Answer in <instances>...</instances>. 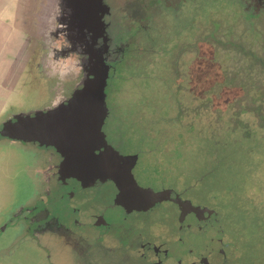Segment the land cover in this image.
I'll return each instance as SVG.
<instances>
[{"label":"rangeland","instance_id":"1","mask_svg":"<svg viewBox=\"0 0 264 264\" xmlns=\"http://www.w3.org/2000/svg\"><path fill=\"white\" fill-rule=\"evenodd\" d=\"M109 1L119 27L123 10L128 15L127 38L138 27L129 20L137 19L142 30L132 41L152 49L148 59L127 57L117 62L116 75L110 74L106 94L112 99L114 118L109 138L119 142V127L130 126L136 127L131 141L137 148H154L151 157L162 156L165 146L168 183L186 186V198L217 215L226 264H264V130L254 132L250 117L246 119L252 137L233 130L220 109L226 97L218 91L226 82L229 88L245 83L264 93V10L258 12L256 2L257 8L251 9L256 14L249 16L237 0H188L171 12L159 2L148 6L145 0ZM9 2L12 17L0 23V48L9 50L15 60L9 58L12 62L6 65L7 58H0V79L7 77L12 86V93L1 98L0 124L9 116L45 109L52 97L68 89L65 77L48 78L43 73L45 42L36 25L42 0ZM49 158L50 152L37 145L12 143L0 135V264H149L134 248L107 255L105 249L88 251L86 244L68 245L50 236L40 242L26 234L14 215L38 198L37 170ZM95 196L105 201L108 191ZM170 208L151 216L158 221L152 227L157 238L162 232L175 234L174 215L161 216ZM56 211L65 213L61 208ZM83 211L69 214L83 222ZM187 238L181 247L169 243L177 259L184 251H192L188 259L194 258L204 247L202 232ZM83 254L89 259L79 263L77 257ZM165 264H174V259Z\"/></svg>","mask_w":264,"mask_h":264},{"label":"flooded vegetation","instance_id":"2","mask_svg":"<svg viewBox=\"0 0 264 264\" xmlns=\"http://www.w3.org/2000/svg\"><path fill=\"white\" fill-rule=\"evenodd\" d=\"M62 1L42 0L36 25L39 38L45 42L43 73L48 78L65 77L68 89L61 90L57 97H52L51 103L45 109L30 112L28 115L22 114L23 117L20 118L18 116L21 114L9 116L0 124L2 138L12 143L34 144L45 153L50 152L49 163L45 160L42 167L37 170L38 185L41 188L38 198L34 203L21 207L15 213V219L24 224L28 236H34L39 241L48 236L57 237L68 245L86 244L89 247L88 251L94 248L105 249L107 255L111 254V251L120 252L126 248H134L149 264H165L169 259H174V264H211L215 255L221 258V264H226L217 215L206 205L195 204L186 198L184 196L186 186L168 183L165 175H168L169 165L163 164L164 156L169 155V151L164 149L166 147L161 148L163 155L158 157H151L154 148H137L131 141L136 131L135 126L133 130L130 126L119 127V142L109 138L107 131L110 119L114 118L112 113L114 107L108 95L106 97L108 116L101 134L93 128L73 126L69 131L75 140L69 145H63L55 137L46 135L60 131L57 127L52 128L49 123L52 115L59 116L60 121H75L73 114L79 113L75 111L76 103L73 99L93 79L99 61H104L109 66L110 77L112 72L115 74L117 62L124 61L127 57L145 60L152 52L151 47L149 49L138 47L132 41L142 30L141 21L134 18L129 20L130 23L138 22V27L134 35L127 38L126 32L130 28L126 25L128 15L124 10L120 18V32L123 38L120 37V32L110 34L111 12L114 7L109 0H104V3L109 6L110 13L105 17L101 11L99 13V16L102 14L105 22L102 24L107 29H102L99 33L86 30L84 37L78 42L67 37L62 33L59 22L63 13ZM145 1H148V6H157L160 3L159 6L164 7L165 11L171 12L178 8L179 2L188 0L173 1V5L167 4L169 0ZM237 1L242 3L245 13L249 16H255L256 13H252L251 9L256 6V2L258 8L257 6L255 8L258 12L264 10V0ZM150 36L146 38L148 41L152 39ZM120 40L121 42L117 44L116 42ZM145 54L146 57L142 58ZM147 64L153 65L149 62ZM153 113L155 112L149 114ZM82 114L84 113L81 112L79 115ZM22 121L40 123L43 127L32 132L27 127L29 124L14 126ZM90 132L98 134L93 143L87 141L86 135ZM21 136H26V140L20 139ZM111 153L114 162L117 163L116 169H101ZM106 190L108 198L100 201L95 194ZM167 191H171L170 196L167 195L163 201L155 205L150 204L147 210L138 211L134 208V201H138L139 196L142 198ZM166 207H171L172 211L166 210L165 215L161 216L174 215L175 234L172 237L162 232L157 238V233L152 227L158 221L151 216ZM57 208L63 209L65 213L57 215ZM82 209L83 222L76 217L73 218L72 213L69 214L70 210L81 212ZM194 210L205 213L198 216L192 212ZM203 228L215 229L218 232L219 238L215 242L219 248L218 252L198 249L197 254L191 259L188 258L192 251L188 253L184 251L178 259L171 253L170 242L180 243L181 247L182 243L186 244L188 235L200 233ZM84 255H78L79 263H83L86 258L89 259Z\"/></svg>","mask_w":264,"mask_h":264},{"label":"water","instance_id":"3","mask_svg":"<svg viewBox=\"0 0 264 264\" xmlns=\"http://www.w3.org/2000/svg\"><path fill=\"white\" fill-rule=\"evenodd\" d=\"M62 9L63 13L59 20L62 26L61 31L64 35L77 42L81 41L86 30L93 33H99L102 29H107V27L105 28L102 23L105 24L103 17L110 13V8L104 3V0H63ZM100 11L103 13V17H101L102 14L99 16ZM111 14L112 16L110 22L112 25L110 26L109 31L110 34L113 35L120 32V27L118 25L119 16L114 11H112ZM98 64L99 67L95 70L96 72L93 75V79L89 81L86 87L79 91L73 99L76 103L75 111L79 114H81V112L84 114H73L76 118L74 122H70L71 120L60 121L61 119H59V116L53 117L52 115L49 123L52 128L57 127L60 131L53 134H46L48 137H55L59 140V142H62L63 145H69L75 140L69 131V129L73 126L76 128L80 126L87 127L89 129L93 128L101 134L102 127L108 116L106 87L108 85L110 68L104 61H99ZM20 117H23V115L21 114L18 116V118ZM28 122L22 121L14 126L29 124L27 127L32 132L38 131L39 128L43 127L40 123L32 124L31 122ZM97 132H90V134H87V141L93 143L94 138L98 136V134H95ZM22 138H25L26 140V136H21L20 139ZM116 166L117 163L114 162V158L111 153L108 160L101 166V169L107 168L108 170H115ZM169 194L171 195V191L154 193L150 196L142 198L139 196V200L134 201V208L138 211L147 210L150 208V204L155 205L156 203L163 201ZM192 212H195L198 216H202L205 213L195 210ZM208 214L211 215V213ZM201 232L205 235L206 239L204 247L201 248V251L215 250L218 252L219 248L215 244L219 238L218 232L215 229L209 230L208 228H203ZM211 261V264H221V258L218 255L213 256V260Z\"/></svg>","mask_w":264,"mask_h":264},{"label":"trees","instance_id":"4","mask_svg":"<svg viewBox=\"0 0 264 264\" xmlns=\"http://www.w3.org/2000/svg\"><path fill=\"white\" fill-rule=\"evenodd\" d=\"M224 83L226 82L222 83L224 86H219L221 88L218 91H222V95L226 98L222 99L221 104L218 103V105H221L220 109L226 114L228 125L233 127V130L243 132L245 138L252 137V133L256 130H264V93L262 94L260 89L250 84L239 83L229 88L227 83ZM209 104L214 106V103ZM246 117L253 120L254 132L248 129L249 122H247Z\"/></svg>","mask_w":264,"mask_h":264},{"label":"crops","instance_id":"5","mask_svg":"<svg viewBox=\"0 0 264 264\" xmlns=\"http://www.w3.org/2000/svg\"><path fill=\"white\" fill-rule=\"evenodd\" d=\"M9 0H0V23H6L9 21L8 17H12V15L10 14L9 16V10H8V4H9ZM24 14V12H22L21 8H20V16H22ZM8 40V39H7ZM8 41H6V43L4 45H7ZM2 49V50H1ZM11 52H9V50L5 49V47H1L0 48V58H4V56L7 58L6 61V65L10 64L9 60L11 61L12 58L13 59V63H14V56H11ZM12 62V61H11ZM7 77H3V80L0 79V103L3 102V100H1V98H4L3 96L5 95H10L12 92V86L9 85L7 82ZM3 111V110H2ZM2 115V114H0Z\"/></svg>","mask_w":264,"mask_h":264}]
</instances>
